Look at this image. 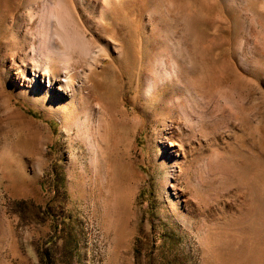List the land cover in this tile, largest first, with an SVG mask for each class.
<instances>
[{
  "label": "rangeland",
  "instance_id": "obj_1",
  "mask_svg": "<svg viewBox=\"0 0 264 264\" xmlns=\"http://www.w3.org/2000/svg\"><path fill=\"white\" fill-rule=\"evenodd\" d=\"M0 264H264V0H0Z\"/></svg>",
  "mask_w": 264,
  "mask_h": 264
},
{
  "label": "bare ground",
  "instance_id": "obj_2",
  "mask_svg": "<svg viewBox=\"0 0 264 264\" xmlns=\"http://www.w3.org/2000/svg\"><path fill=\"white\" fill-rule=\"evenodd\" d=\"M59 7H60V5H59ZM51 16H55L57 18V21H56V28L57 29H56V31L50 29V23H49L48 18ZM48 18H46L44 21L39 22L37 32H39V40L40 41H39L38 49L36 50L35 56H33V54H32V56L29 58V61H31V63H32V70L34 71V74H35L33 77L35 78L36 76H39V75L40 76L42 75V77H43L44 75H46L47 77H49L48 80L51 82V85H52L54 79L57 78L58 76H57V74L52 72L51 63H54V66L58 70L59 69L65 70L67 73V71L70 70V64H69L70 61H69V56H68L69 51L72 50L73 48H77V49L82 50L83 47L81 46V44L78 41H76V39L73 37V35L70 34L68 26L64 22L65 20H63L60 16L58 18V16H56L55 11H53V10L50 11ZM31 50H33V49H31ZM34 78L31 81L27 82L29 84L28 87L30 89V95L32 96V99L34 98L33 96H34L35 92L39 90V86L37 85ZM60 85H62V87H64V89H66V90L69 89L68 91H70L72 93L75 92L73 86H71L69 81H65L64 83H60ZM152 89H153L152 84H148L147 87L145 88V92L149 93L152 91ZM89 119H90V116L87 114L84 115L83 120H80V118L77 116L75 118H72V117L67 115L65 117V121L63 124L66 125V129H68V128L70 129L71 125H73L75 127L77 133L86 132V134L84 133L85 134L84 138H86L89 141L90 149L92 152V161H93V165L95 168V172L97 174V173H99L98 172L99 167H97L100 164L99 159H100V157H101V159H103L104 153H102V151H101L102 147H100L101 149H99V151H98L99 146H98L97 141L100 138L99 135H97L98 136L97 141H96V138L94 141V140H92L91 137L88 136V132L91 128V126L88 123ZM98 122H100V120ZM98 122H97V126L92 127V129L97 131V132L100 131L99 126H98V124H99ZM104 129H105V127H104ZM99 154H100V156H99ZM177 167L178 166L173 165L171 168V171H169L164 178V181L166 183H168L172 189L174 188V183L176 181L175 178H177V176H178V174L175 171V168H177ZM99 175L100 174H98L96 176L99 177ZM99 178H103V177L101 176ZM105 185L107 186V184H105Z\"/></svg>",
  "mask_w": 264,
  "mask_h": 264
}]
</instances>
